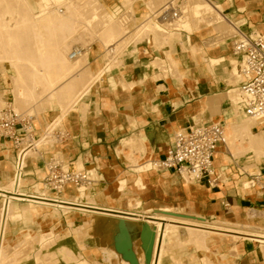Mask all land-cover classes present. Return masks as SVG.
Instances as JSON below:
<instances>
[{
    "label": "bare ground",
    "instance_id": "obj_1",
    "mask_svg": "<svg viewBox=\"0 0 264 264\" xmlns=\"http://www.w3.org/2000/svg\"><path fill=\"white\" fill-rule=\"evenodd\" d=\"M119 1L139 14L131 25H125L118 17V5H112L107 0H0V81L2 83L12 82L11 92L14 94V104L29 105L33 101L37 102L39 112L38 107L36 110L31 106L27 110H19L18 106L10 105L17 112L29 114L37 120L36 123L39 122L37 125L44 132L40 142L50 144L52 153L56 157L64 158L59 148L61 141L53 133L65 122L66 124L70 121L74 122L79 113H82L84 108L90 104L89 96L95 84L97 87L102 86L107 81L106 76L109 75L115 78V82H112L114 85L133 89L144 84L149 77L148 73L135 81L127 80L122 72L121 74L119 72L125 68V57L135 58L139 53V45L145 41L156 45L162 51L165 59L159 58L160 67H158L160 70L163 69L166 77L179 80L190 78L199 81L200 77L211 76L218 82H223L217 73L219 67L223 68L228 75V90L225 89V91H228L227 104L230 109L225 110L223 114L220 104H208L211 114L220 113L223 120L219 122L224 126H230L231 131L237 134L232 132L227 136V133L224 150H218L216 153V159L218 156L222 164L221 170L224 171L222 173L220 170L221 180L228 168V163L232 161L226 154L227 147L228 151H233L231 153L235 158L243 159L249 156L250 160L253 159L252 166L253 164L261 165L264 158V117H249L243 111L241 77L238 69L240 60L236 55H230L229 58L225 55H208V50L214 48L211 47L212 43L214 44V40L219 36L206 38L201 44L193 40V35L201 30V24L208 23L211 31L212 29L223 30L221 31L222 38L219 37L216 40L220 39L219 43L222 45L228 43L226 41L233 36L236 29L228 17L229 13L226 15L219 8L221 1L183 0L182 15L172 26L154 23L149 19V14L155 12L164 0ZM78 24H84L86 28L84 30L90 31L87 32L88 35L90 33L95 34L96 37L106 35L109 42L104 41L107 39L105 37L104 39L102 37V41H107L110 45L108 44L107 47V42H102L100 38H96L99 42L90 48L82 42L79 43L80 41L75 42L79 37L81 40L86 38L82 32V35H77ZM172 44L177 47L176 51L172 48ZM102 45L108 50H115L112 51L116 52L115 56L118 58L114 56L118 60V63L114 64L118 69L116 72L112 71V55V59L108 62L98 59L101 48H104ZM75 46L83 48V51L80 56L71 59L70 54ZM107 49H104L105 52ZM91 54L96 57L92 70L88 65L91 63ZM108 54L106 53V57ZM84 57L88 59H86V64L83 62L79 66ZM186 60L193 64L199 74L198 77L192 73L191 76L188 75L190 70L185 67ZM227 60L228 63H226ZM154 63L150 62V65L153 66ZM163 74L157 72L153 76L159 81L163 79ZM50 111L56 114L52 120L45 123L44 117ZM188 121L189 124L205 121L203 112L194 113L189 116ZM233 134L237 138H241L242 135H245V138L249 137V144L245 143L247 146L244 145V149L240 147V150L235 145L236 150H233V143H235L233 141L236 139H229L234 137ZM122 142L125 143L122 145L137 146L147 152L143 140L128 138L123 139ZM4 144V149H0V168L4 181L0 184V264H21L27 254V249L35 243L41 249L45 248V251L39 250L34 255L36 264H60L62 261L66 264H90L93 261L84 260L77 245L76 251L69 246L70 241L77 242L82 234L96 238L95 247L92 245L90 249L103 252L104 264H111L113 258L117 259V264L127 262L130 264H165L167 257L174 264H182L181 257H185L189 264H230L232 261L229 260L228 255L219 251L225 241L238 257L246 253L247 245L253 247L252 252L250 251L253 255L264 256V227H256L248 222L243 223L239 220L229 224L221 219L212 222L208 220L210 218L208 216H203L198 220L192 217L194 214L198 215L196 211H184L185 216L165 213L159 209H155L153 213H145L137 209L136 204L126 209L120 206L116 197L105 192V189L98 190L96 196H93L90 192L93 188L91 184H81L78 188L68 185L63 193L58 194L45 185L44 157L33 149H27L24 153L28 158L36 156L38 163L31 165V169L27 171L31 170L40 180L43 178V188L18 190L19 184L24 182L26 168L16 169L15 158L10 167L12 145L10 142ZM216 159L215 168L218 169ZM64 168L68 169L66 163ZM130 168L134 172L142 173L141 175L148 179L154 176L155 182L162 187L167 186L170 180L172 181V179L166 180L164 176L157 175V172L161 170L155 169L154 163L149 160L142 164L132 163ZM87 170L89 180L97 182L99 178L97 169ZM165 173L168 172L165 171ZM130 177L128 183L134 182V175ZM184 181L188 193L201 190L200 186L191 189L188 183L192 182ZM9 182L12 184H8ZM246 182L250 188L248 180L243 179L242 189L246 186ZM200 183L205 184L204 182L194 184L200 185ZM13 184L15 188L10 187ZM122 191L124 195L127 193L124 187ZM178 210L181 211V209ZM67 213H70L65 217L68 224H74L77 217H82V222L78 225L80 234L75 238L70 227L62 235L56 232V227L61 225L63 215ZM22 217L34 222L38 231L25 232L24 236L15 240L8 236L10 223ZM78 231L76 230L77 233ZM239 237L243 239L241 245H237ZM70 238L73 239L70 240ZM185 243L201 247L205 254L199 256L187 249H181ZM83 245L84 243L82 247ZM95 262L97 264V261Z\"/></svg>",
    "mask_w": 264,
    "mask_h": 264
},
{
    "label": "rangeland",
    "instance_id": "obj_2",
    "mask_svg": "<svg viewBox=\"0 0 264 264\" xmlns=\"http://www.w3.org/2000/svg\"><path fill=\"white\" fill-rule=\"evenodd\" d=\"M220 1H221V3L219 5V8L226 15L229 13L228 17H229V19H231V21L234 24L240 25V24L245 23V21L243 20L244 17H246L244 15L245 13L244 12L241 14L236 13V8H234V6H233L234 0H220ZM260 1L263 3L262 5H263V10H264V0H260ZM114 3L118 4V1L114 0L112 5ZM143 8H145V6H143ZM257 12H261V10L258 9ZM262 16H263V14L262 15H256L255 14L252 17L254 19H257V18H261ZM253 24H254L253 26H249V27L252 29H256L257 31L261 30V28L258 27L261 24V22H254ZM78 25H79L78 26L79 31L76 32L77 35L78 34L80 35L82 32V33H84L83 35H85L86 38L85 39L82 38V40H83L82 41L81 37H79V38H77V41H75V42L78 43V41H80L79 43L82 42V44L87 46L88 48H90V46L91 47L94 46L96 43L99 42V40L102 41L104 39V37L106 36L105 35L103 37V35H102V37H103V39H102V37H100V36L96 37L95 34L91 35V33H90L88 35L87 34L88 31L86 32V30H84V28H85L84 24H81L82 26L80 24H78ZM208 25H209L208 23H202L201 28H200L201 30L197 31L195 33V35H193V40L195 42H197L198 44H201V42L204 43L206 38H212V36H215V35L221 37V34H222L221 31H223V30H221V29L213 30L212 29V31H211V27ZM87 30H89V29H87ZM262 30L264 31V28ZM226 31H228V30H226ZM93 33L94 32H92V34ZM91 36L92 37L95 36V38H92ZM216 36H215V38H216ZM96 38L97 39L100 38L98 40V42H97ZM105 38H107V37H105ZM218 38H216V39H218ZM108 39L109 38L104 39V41L108 40ZM216 39L214 40V44L212 43V45H211V47H214V48L208 50V55H215V56L225 55L227 58H229L230 55L232 56L233 53L231 51L229 41L227 40L226 42H228V43L222 45V43H219L220 39L218 41ZM101 41H100V43L102 44V42H104V41H102V42ZM111 41L112 40L110 39V43H111ZM75 42H74V44H75ZM106 42H104V43H106ZM108 42H109V40H108ZM108 42H107V47L109 44ZM216 42L219 44H217ZM88 44H89V46H88ZM204 45L205 44H203V46ZM102 47H104V48L103 49L101 48V51H100L101 54L99 53L100 55H99L98 59H101L104 62H108V60L112 59L111 58V55H112V57L114 59V60L112 59L113 62L111 60L112 71L116 72L118 70L117 67H115L116 65L114 66V64L118 63L117 62L118 58H117V56H115L116 52L112 51L114 49L108 50L106 46L102 45ZM172 48L175 51L177 50V47L173 44H172ZM104 49L105 50L107 49V51L105 52ZM144 50H148V52H149L148 56L149 57L145 56ZM106 53L107 54L109 53L108 54L109 56L107 55V57H106ZM160 57L165 59L162 51H160L159 47H157L156 45L146 44V43L140 44L139 45V53L137 54V56L135 58H131L129 56L125 57V64L126 65H125V69H123V71H124L125 75L131 74L132 80L139 79L142 76H144L145 73H149V77H148L147 81L145 82V84L148 85L147 88L153 87L154 89H156L155 91H157L156 93H157V96L159 97V101L164 102L165 107H169V106H167L168 100L171 101V103H174V107H172V108L169 107L168 110L175 109L176 110L175 113L186 108L187 105H190L189 107H192L191 105H195L194 102L197 99H193V97L197 96L199 94V93L194 91V87L196 86V83L201 84L203 86V88L206 89V90H204V89L200 88V91H201V94L204 95L203 97L208 99L209 104H217V103H218V105L220 104L219 106H220L223 114H224L225 110L230 109V108H228V104H227V101H229L228 95H227V93H228L227 87H228L229 77L225 73V71H223V68L219 67L217 69V73L221 77L223 82H221V81L218 82L216 79H214L211 76L200 77L199 81H194V80H191L190 78H183V79L179 80L177 78L166 77L167 75H165L166 73L163 72V69L160 70V68H159L160 67L159 66L160 65L159 64L160 63V59H159ZM94 58H96L95 55L91 54V59L94 60ZM155 58L157 60H155ZM86 59L87 58L84 57V59H82V62L80 63L79 66H81L83 62H84V64H86V62L88 60V59L87 60ZM157 61H159V62H157ZM150 62L152 64L155 62L154 65H156L157 67L159 66L158 68L155 66V68L158 71L155 68H152L154 65L153 66L150 65ZM109 63H110V61H109ZM146 63H147V65H146ZM226 63H228V60L226 61ZM92 64H93L92 61L90 64H88L89 68L91 70H92ZM239 65H238V69H239ZM185 67L190 70L188 75L191 76V73H192V74H194L195 77L199 76V74L196 72L193 64L189 60H186ZM157 72H158V74L159 73H162V74L165 73L162 76L163 79L158 81L154 78L153 75H154V73H157ZM0 74H1V68H0ZM110 78H111L110 76H106L107 81L103 83L102 87H99V86L94 87V89L91 90L92 91L91 93H94L95 89H98L99 93L101 94V98L107 99L110 101H112L114 98H117V96L119 97V99H125L126 96L127 97L129 96L128 97L129 99H134L135 97H137V98H141L142 100H144V102H145L144 104H145L146 108L151 106V103H149L150 100L147 99L148 96H151L150 90H147V91L141 90L140 91V90H136V89H138V88H136L133 90V92L135 91L134 93H129V91H131L130 88L122 86V85H114L112 82H110L111 81ZM160 85H162L163 88L160 87ZM12 86H13V84L11 81H7L5 83H2L0 81V102H1L0 108L5 106L6 104H12V105L18 106L19 110H27L29 108V106H31L33 108L35 107V110H36L38 107L37 111L39 112L40 108L37 105L36 101H35L36 104H33V103H35L33 101V103L31 102L29 105H26V104L20 105L19 103L14 104V102H13L14 101V94H13V92H11L13 89ZM225 89H227V90L225 91ZM115 91H117V92H115ZM191 91H193V92H191ZM183 96H185V98H187V99H193V100H191V102H186L185 99L183 98ZM182 104H183V106H182ZM34 105H37V106H34ZM154 105H156V104H154ZM88 109L86 111V114L88 112ZM155 111L156 112L159 111L158 106H157V109ZM191 111H192L191 115H193L194 113H198L199 111H202L203 112V119L207 120V121H214L215 122V121H222L223 120V117L220 116V113L211 114V111L208 108V106L204 107V109L196 108L195 106H193V109ZM130 112H131V110H130ZM55 114H56V112H54V111L48 112V114H46L44 117L45 123H46V121L52 120L54 118ZM129 114H131V113H129ZM86 117H87V115H86ZM132 117L135 120V122H134L135 124H133V120H131V124H132L131 126L136 127L137 123H138L137 120H140L141 117H138V118H135L134 116H132ZM76 122H77V119H75V123ZM40 123L44 124V122H40ZM37 124L39 125V122H37V123L35 122V125H36V127L40 128ZM70 124H72V121H70L69 124H66V122L64 123V125H70ZM173 125H176V124H173ZM226 126H225V130H226V134L228 133L227 134V136H228L233 131H231L230 126L229 127H228V125H226ZM179 130H181V129H179ZM229 131H231V132H229ZM234 134L232 136H234ZM235 135H237V134H235ZM241 135L242 134H240V136ZM132 136H135L136 138H140V139L143 136L146 138L145 139V145L147 148V152H144L143 148L141 150L137 146H132V145H126L125 146L124 145L125 143L122 142L123 139H128ZM244 136L242 135L243 138L242 137L237 138L235 136L232 138H229L232 140L236 139L233 142H235L237 144L233 143V147L236 145L239 147L238 148L239 150H240V147H241V149H244L245 147H243V146L246 144L247 145L249 144V141H248L249 137L245 138ZM238 137H239V135H238ZM148 140H149V138H148L147 134H145L143 132H141L140 135H132V134L124 135L121 137V139H118V140L113 142L112 149H108L107 151H102L101 155L98 156V157H100L98 163L96 162L95 158H93V160H91L90 158L87 159V157H88L87 156V157H83V160H82L81 158L78 159V157H77L74 159L76 165L71 164V167L75 166L78 169H93V168L97 169V166L98 167L101 166L103 162L104 163H110V162L114 161V163L116 165H118L117 167L119 170V173H118L119 177L116 180V182L114 181L113 183H111L110 185H112V186L109 189H107L106 187H100L98 181L95 183L93 182V184H95V186L93 185V188L90 189V192L93 196H96V193L98 192V190H104L105 189V192L111 193L114 197H116L118 199L120 206L123 208H125L127 206V203L131 202L133 204L138 205V209H140L141 211L151 213L153 210L156 209L155 206L163 205V206H168L172 209H165V210H161V211H163L165 213L170 212L174 215L185 216L184 211H187V212H191V211L195 212L196 211L198 215L194 214V215H192V217L194 216L193 218H196L198 220H200L203 216H208V217H210V218H208V220H210L212 222L217 221V220L220 221V219H222V220H226V222H228L229 224H232L234 222H237V220H238L237 217H240V218H242L241 222H243V223H244V221H245V223H247L246 222V220H247V221H249L248 223L253 224V226L264 227V217H263L262 211L252 209L249 212V216L253 217V218H248V211L252 208L251 202L245 201L242 203L241 208H232V210L227 211L224 207H222L219 204L221 197L217 198V195H215L213 193V192L218 193V190H217L218 187H214V188H211L212 190H209L205 187V184L200 183V185H198V184L196 185L194 183H188L189 186L191 187V189H196L197 188L196 186H200V188H201V190L198 189V191H195L193 193H188V191L186 190L185 181L183 182L173 172H169V171H167L168 173H165V171L157 172V175L164 176L166 178V180L172 179V181L170 180L171 184L169 183L170 186L168 184L167 186L162 187L161 185L157 184L155 182L156 179L154 176L151 177V181L147 182V187L135 186L134 185L135 182L127 183V179L131 178L130 176L134 175L135 179H136L138 175L142 174V173H137V172L132 171V169L130 168L132 163L136 162L138 164H142V163L148 161L149 158H151V159H154V158L159 159L160 158V157H157L155 155L152 156L150 154V152L148 151V144H147ZM244 140H245V142H243ZM4 143L5 142L0 140V149L1 150L4 149V145H5ZM122 143H124V144L122 145ZM60 146H61V143H60L59 147ZM122 146H123V148H122ZM132 147H134V148H132ZM223 147L224 146H222L219 150H221V151L224 150ZM121 148H122V151L120 150ZM230 149H231V147H230ZM49 150H51V149H49ZM233 150H236L235 147ZM231 151L232 150L228 151V147H227V149H226L227 153L226 154H228V156L231 158L232 161H230L228 163V168L222 177V181L227 183V184H229L230 179H232V177L230 178L231 175L234 176L236 183L239 182L240 176L237 173V172H239L238 171L239 166L237 164L245 165V169H250L251 167L255 166V164H253V166H252L251 165L252 163L249 164V163L242 162V161L246 160L245 158H243V159L242 158L241 159L235 158L233 156V153H231ZM10 152H11L10 154L12 156V160H10L11 161L10 167H11L12 161L15 158V151H13L12 147L10 148ZM47 158L48 157L46 156L45 159H47ZM85 159H87V160H85ZM36 162L38 163V161L32 160L31 163H29V165L26 167L25 172H24L25 177H23L24 182L21 185L19 184V186L17 187L18 190H24V189H34L35 190V188L36 189L37 188H43L42 187V181H43V178L45 177V174L43 175V178L40 180L35 175V173L31 172V170H30V172L27 171V169H31L30 166ZM66 165L68 166L67 162H66ZM216 165L218 166L219 170H221L220 168H221L222 164L219 162L218 156H217V160H216ZM229 165H231V166H229ZM248 165H251V166H248ZM260 166L264 167V158H263V162ZM102 167H100V168L102 169ZM235 171H237V172H235ZM221 172L224 173L223 170H221ZM100 175H102V173L99 172V177H100ZM98 179H100V178H98ZM130 181H132V180H130ZM3 182H4L3 181V175L1 172V168H0V184ZM8 184L11 185L12 182H9ZM10 187L15 188L14 184ZM123 187L127 188V193L125 195L123 194V191H122ZM246 187L248 188L247 182H246V186L243 189H247ZM244 191H246V190H244ZM231 192L233 193L234 191L232 190ZM234 194H235V192H234ZM244 197L249 201L254 200V198L251 197V195H249L248 193L245 194ZM88 200H89V198H88ZM235 205H237V203H235ZM177 208L181 209V211L178 210ZM0 210H1V208H0ZM69 214L70 213H67V215H63V217H64L63 222L61 223V225L59 227H56V232L61 233V235H62L70 227L72 230L73 236L75 238L76 235L80 234V229H78V225L82 222V217H77L75 219L74 224H68V221L65 219V217L68 216ZM212 216H216V217L218 216V217H220V219H218L216 217H212ZM37 229H38V227L34 222H32L30 220H26L22 217V218H19L18 220H13L10 223V231L8 233V236L14 238L15 240H18L22 236H24L25 232H31V231L36 232V231H38ZM75 229L79 230L78 233L76 232ZM90 237L91 236L82 234V235H80L77 242L75 240H74V242L70 241L69 246H70V248H72L75 251L77 250V246H78V250L80 251L81 257L84 260H87L89 262H90V260L93 261L92 263L90 262V264H95L96 263L95 261H97V264H104L103 263V259H104L103 252L102 251H95V250L91 251L90 247H92V245L95 247V245H96V238L95 237L90 238ZM72 239L73 238H70V240H72ZM83 243H84V245L82 247ZM224 243L228 244L227 241H225ZM242 243H243V239L239 237L237 239V245H241ZM257 246H258V244H257ZM257 246H256V248H257ZM181 249H188V250L194 249V250H196V252H198L199 256H203L205 254L204 253L205 251H203L202 248L197 246V245H188L187 243H185V245L183 244L181 246ZM213 249H215V248H213ZM246 249H247V251L248 250L252 251L253 247L247 245ZM27 250H28L26 252L27 254H25V257L23 258L24 260H22L21 264H36L34 255L37 254L38 253L37 251H39V250L45 251V248L41 249V247L37 243H35V244H33V246L29 247V249H27ZM247 253H249V252H247ZM262 257L264 258V256H262ZM262 257L260 256V258H262ZM170 262H171V259L169 257L165 258V264H170ZM60 264H66V263H64L62 261ZM111 264H117V259L113 258ZM126 264H130V263L127 262ZM230 264H232V263H230Z\"/></svg>",
    "mask_w": 264,
    "mask_h": 264
},
{
    "label": "built area",
    "instance_id": "obj_3",
    "mask_svg": "<svg viewBox=\"0 0 264 264\" xmlns=\"http://www.w3.org/2000/svg\"><path fill=\"white\" fill-rule=\"evenodd\" d=\"M182 3L183 0H164L155 12L149 14L150 21L172 26L182 15ZM117 5L118 17L125 25H131L139 14L132 8L125 7L120 1ZM234 26L236 31L228 41L233 55L241 62L239 73L243 111L249 117L261 118L264 117V32L250 28L247 22ZM143 43L146 42L143 41L141 44ZM82 51L83 48L75 46L70 58L80 56ZM35 122L33 116L17 112L10 104L0 109V140L11 143L15 151L16 169L26 168L32 160L38 161L36 156L28 158L24 153L27 149H33L44 157L45 185L58 194L63 193L68 185L75 188L81 184L94 185L92 183L94 181L89 180L87 169L71 167V162L56 157L49 150L50 144L40 142L44 132L36 127ZM53 134L61 142L68 137V133L58 128ZM225 136V126L219 121L205 120L188 124L186 128L174 132L163 157L149 158V161L154 163L155 169L173 172L182 181L204 182L210 188H214L221 183V173L215 168L214 161L220 146L226 143ZM245 159L247 163H253L249 156ZM66 162L68 169L64 168ZM238 166L241 185V181L247 179L250 188L264 191V171L260 165L250 169H245L243 164ZM222 204L226 209L231 208L229 201Z\"/></svg>",
    "mask_w": 264,
    "mask_h": 264
},
{
    "label": "crops",
    "instance_id": "obj_4",
    "mask_svg": "<svg viewBox=\"0 0 264 264\" xmlns=\"http://www.w3.org/2000/svg\"><path fill=\"white\" fill-rule=\"evenodd\" d=\"M107 1L113 3L114 0H107ZM117 1L119 2V0ZM262 4L263 3L260 0H234L233 2V6L234 8H236V13L238 14H241L243 12L245 13L244 15L246 17H244L243 20L247 22L248 26H253L254 22H261V24L258 26L261 28V30L259 31L264 32L262 30V28H264V10ZM258 9H260L261 12H257ZM255 14L256 15L263 14V16L261 18L254 19L252 16H254ZM144 51H145L144 52L145 56L149 57L148 50H144ZM91 61L94 65L95 58L94 60L91 59ZM121 72L127 80L132 79L131 74L125 75L123 70L120 71L119 74H121ZM109 76L111 77L110 78L111 82H115V78L111 75ZM139 79H135V81ZM94 87H97V84H95V86H93L91 90H93ZM147 87L148 85L144 83L142 85L136 86L135 88L131 89V91H129V93H134L135 91L133 92V90L136 88H138L136 90H140V91L150 90L151 96H148L147 99L150 100L149 103H151V106L147 108L144 104L145 103L144 100H142L141 98L135 97L134 99H129L128 98L129 96L128 97L126 96L125 99H119V97L117 96V98H114L112 101H110L107 99H102L99 90L95 89L94 93H91L89 96L90 104L86 108H84L82 113H79L78 117L76 118L77 122L74 123L75 122L74 119V122L72 121V124L58 127V129L68 133V137H66V139H64L63 142H61V146L59 147L60 151L63 154L64 159L76 165L74 161L75 158L78 157V159L81 158L83 160V157L88 156L87 159L90 158L91 160H93V158H95L96 162L98 163L100 158L98 156L101 155L102 151H107L108 149H112V145L114 141L121 139V137L124 135H130V134L140 135L141 132L147 134L149 138L147 144H148V151L150 152V154L152 156L155 155L161 158L166 154L170 146V143L172 141L174 132L177 131L178 129H184L188 126L189 124L188 120H189V116L192 114L191 110L193 109V106H195L196 108L204 109V107L208 106L209 104L208 99L204 98L203 97L204 95L201 94L200 91V88L204 90L206 89L203 88L201 84L196 83V86L194 87V91L199 94L193 97V99H197L194 102L195 105H191L192 107H189L190 105H187L186 108L175 113L176 111L175 109L168 110L169 107L171 108L174 107V103H171V101L168 100L167 106L169 107H165V103L159 101V97L157 96L156 93L157 91H155L156 89H154L153 87H149V88ZM183 98L185 99L186 102H191V100H193V99H187L185 98V96H183ZM154 104L158 106L159 111L157 112L155 111L157 109V106ZM87 109L88 112L86 114ZM132 116H134L135 118L141 117L140 120H137L138 123L136 127L131 126L132 125L131 120H133V124H135L134 123L135 120L133 119ZM173 124H176L177 126ZM130 138H136V137L132 136ZM136 139L145 141L146 138L143 136L141 137V139L140 138H136ZM221 147L222 146H220V148ZM117 166L118 165H116L114 161L110 163L103 162L101 166L99 167L97 166L98 173L99 172L102 173V175H100L99 177L100 179H98V183L100 187H106L107 189H109L112 186L110 184L113 183L114 181L116 182V180L119 177L118 176L119 170ZM100 167H102V169ZM261 167L264 171V167L263 166ZM237 173L239 174V172ZM231 177L232 179H230L229 184L221 180V183L217 186L218 193L213 192L215 195H217V198L221 197L219 204L223 207L222 203L229 201L231 203V208L230 209L225 208L227 211H229L232 210V208H241L242 203L248 201L251 202L252 204V208L248 211V218H253L249 216V212L252 209L262 211L264 217V191H261L259 188H247L242 190L240 179L239 182L236 183L234 176L231 175L230 178ZM149 181H151V178L148 179L143 175H138L136 179L134 176L135 186L147 187V182ZM127 183H128V179H127ZM138 183H140V185ZM205 187L209 190H212L207 184H205ZM232 190L235 192V194L234 192L233 193L231 192ZM247 193L254 198L253 201H249L244 197L245 194ZM235 203H237V205H235ZM132 205L133 203L129 202L127 203V206L125 208L130 209ZM155 207L156 209L159 210L172 209L168 206H163V205L155 206ZM153 212L154 210L151 213ZM145 213H150V212H145ZM212 217H216V216H212ZM216 218L220 219V217L218 216ZM237 218H238L237 221L239 220L242 221V218L240 217ZM246 222L249 221L246 220ZM188 251L195 253L196 255H199L198 252H196V250L194 249H189ZM219 251L222 253H226L228 255L229 260L232 261V264L233 263L234 264H264V258L263 257L260 258L253 255L251 253L252 252L251 250H248L249 253H247L248 251L246 249V253L238 257L235 255V251L230 249L229 244L223 243L220 246ZM180 260L182 261V264H189L188 260L185 257H181ZM170 264H174L172 260Z\"/></svg>",
    "mask_w": 264,
    "mask_h": 264
}]
</instances>
